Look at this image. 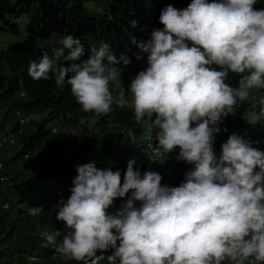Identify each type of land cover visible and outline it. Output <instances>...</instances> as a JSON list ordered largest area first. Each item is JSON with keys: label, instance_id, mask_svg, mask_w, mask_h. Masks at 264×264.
Masks as SVG:
<instances>
[{"label": "clouds", "instance_id": "9594fccd", "mask_svg": "<svg viewBox=\"0 0 264 264\" xmlns=\"http://www.w3.org/2000/svg\"><path fill=\"white\" fill-rule=\"evenodd\" d=\"M255 3L191 0L182 10L166 6L159 15L163 28L137 44L148 67L127 93L119 81L113 95L110 82L119 80L117 65L129 61L109 55L103 43L81 60L80 40L65 35L51 56L43 51L30 63L32 79L47 80L52 73L57 85L66 81L82 111L108 114L113 104H130L135 122L155 130L154 153L167 155L178 147V159L193 166L176 187L162 186L155 171L141 175L133 161L123 182L119 170L78 166L69 198L56 205L55 218L65 230L46 234L55 252L81 264H96L97 252L109 249L110 264H264V151L235 133L219 157L213 150L221 118L235 115L238 103L264 89V10H254ZM230 72L242 74L238 87L225 82ZM252 99L241 119L254 126L264 122V96ZM129 192L109 213L113 201ZM41 210L33 207L30 214Z\"/></svg>", "mask_w": 264, "mask_h": 264}, {"label": "trees", "instance_id": "16d2710c", "mask_svg": "<svg viewBox=\"0 0 264 264\" xmlns=\"http://www.w3.org/2000/svg\"><path fill=\"white\" fill-rule=\"evenodd\" d=\"M87 2L90 3L88 7L85 6ZM190 3L191 0H0V30L16 33L19 22L25 33L40 39L50 33L71 35L83 45L82 60L89 58L93 46L99 48L103 43L107 45L109 55L117 60L123 56L129 61L126 65L121 61L117 67L128 68L144 58L146 69L147 54L142 53L137 44L149 40L154 29L163 28L159 22L162 9L170 4L182 10ZM253 9L264 10V0H256ZM43 51L40 47L20 44L0 48V112L10 115L43 111L47 115L32 131L18 133L21 148L16 157L26 152L33 153L38 147L44 150V156L42 162L38 161L35 173L20 182L14 198L15 206L7 218L0 215V264H25V258L31 256L48 264H81L70 258H52L57 252L46 240V234L65 230L63 222L55 218L56 205L61 199L66 201L69 198L78 166L94 163L99 169L119 170L123 182L127 164L133 161L134 168H138L141 175L145 171L159 173L162 186L167 185L168 171L174 179L184 180L185 174L193 167L178 159V147L167 155L154 153L157 143L155 130L143 122H135L132 107L113 104L108 114L85 112L66 81L57 85L52 73L47 80L32 79L28 75V67L32 61L39 60ZM103 62L108 63L106 58ZM211 67L220 70L216 65ZM241 75L230 72L225 82L238 87ZM258 91L264 95V89ZM251 103L254 102L238 103L235 115L222 117L216 125L221 129L213 142L217 157L221 153V145L233 133L255 142L254 146L264 151V122L252 126L241 119ZM88 116L94 119L97 134L86 137L70 157L60 158L57 142L49 136L46 123L60 118L76 125L81 117ZM18 129V122H14L10 131L17 133ZM129 131L137 137L135 142H130ZM130 194L116 198L110 207L121 206ZM135 206L139 207V202ZM33 207L42 210L38 215H31ZM111 253V249L98 251L100 258L96 264H110Z\"/></svg>", "mask_w": 264, "mask_h": 264}, {"label": "rangeland", "instance_id": "374dc122", "mask_svg": "<svg viewBox=\"0 0 264 264\" xmlns=\"http://www.w3.org/2000/svg\"><path fill=\"white\" fill-rule=\"evenodd\" d=\"M213 0H209V3ZM218 2V0H216ZM90 3H85V6L88 7ZM19 31L16 33L0 30V48H3L7 45L20 44V45H29L33 47H40L45 51L49 52L51 56V51L55 48L62 46L63 37L61 34L50 33L45 38H37L30 34L25 33L21 28V23L18 22ZM82 60V58H81ZM80 61H77L79 63ZM64 66H68L69 62H63ZM145 60L141 58L140 62L136 65H133L128 68H120L121 72L119 75V80L110 82V90L113 94H116L118 90V84L125 89L127 93L130 82L135 78L136 74L145 69L144 66ZM71 75V74H70ZM255 96L257 99L261 96H264L258 90H253L250 93L249 102H256L252 99ZM127 99L130 101L131 96L128 95ZM124 107H131L130 104ZM46 112L37 111L31 113L17 112L13 114H2L0 112V132L3 131L4 126L11 128L14 122H18L19 129L17 133L14 134V142L6 143L0 147V162L3 165V170L0 174H4L11 181L12 187H8L6 184L0 182V215L6 219L8 212L13 208L14 198L19 189L20 182L23 181L28 176L35 173L38 168L39 163L42 162L44 156V150L40 147L35 149V152H31L27 157L21 156L16 157L18 150L21 148L19 142L18 133L29 132L35 128V125L40 123L43 119H46ZM155 114L153 115V119ZM45 127L49 130V136L54 138L57 142L58 155L60 158L70 157L74 150L83 143L86 137L94 136L97 134V130L94 128V119L91 116L81 117L76 125H70L64 119L53 118L49 120ZM36 155V158L34 157ZM168 173L167 186L176 187L179 186L184 180H176ZM7 203L9 209H4L1 207L3 203ZM17 207V206H16ZM121 206L118 207H109V213H114ZM52 258L59 260H66L69 257L64 256L60 253H55ZM25 264H48L41 258L36 257H27L25 258Z\"/></svg>", "mask_w": 264, "mask_h": 264}, {"label": "built area", "instance_id": "2783aa9c", "mask_svg": "<svg viewBox=\"0 0 264 264\" xmlns=\"http://www.w3.org/2000/svg\"><path fill=\"white\" fill-rule=\"evenodd\" d=\"M20 96H22V93H19ZM15 140L14 138V134L10 131V129L7 126H4L3 131L0 132V147L4 144H8V143H13ZM31 152H26V154H24V157H27L28 155H30ZM3 170V165L0 162V172ZM0 182L3 184H6L7 186H11V181L8 179V177L4 174H0ZM2 208H8L7 203H3L1 205Z\"/></svg>", "mask_w": 264, "mask_h": 264}]
</instances>
